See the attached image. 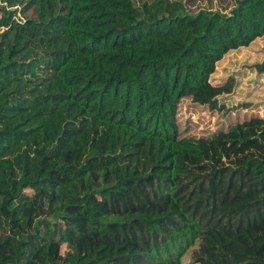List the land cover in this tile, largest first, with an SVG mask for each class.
I'll return each mask as SVG.
<instances>
[{
	"label": "trees",
	"instance_id": "1",
	"mask_svg": "<svg viewBox=\"0 0 264 264\" xmlns=\"http://www.w3.org/2000/svg\"><path fill=\"white\" fill-rule=\"evenodd\" d=\"M263 36L264 0H0V264H264V158L194 172L177 121Z\"/></svg>",
	"mask_w": 264,
	"mask_h": 264
},
{
	"label": "rangeland",
	"instance_id": "2",
	"mask_svg": "<svg viewBox=\"0 0 264 264\" xmlns=\"http://www.w3.org/2000/svg\"><path fill=\"white\" fill-rule=\"evenodd\" d=\"M191 11L211 8L227 12L234 0H183ZM22 19H39L43 14L40 8L32 7L22 11ZM18 15V18H20ZM264 61V36L256 39L248 47L233 50L217 63L213 74L214 82H221L233 76L236 85L231 94L219 97L221 110H210L207 106L191 101L189 97L180 100L177 121L182 136L199 138L206 150L203 158L190 160L194 172L212 171L222 164H240L248 157L264 158V73L257 79L256 64ZM248 76L237 83L241 72ZM262 82V83H260ZM248 107H237L241 102ZM234 130V131H233ZM216 139V141L213 139ZM42 228L39 229L41 234ZM65 246H62V251ZM189 249L182 258V264L194 263Z\"/></svg>",
	"mask_w": 264,
	"mask_h": 264
},
{
	"label": "built area",
	"instance_id": "3",
	"mask_svg": "<svg viewBox=\"0 0 264 264\" xmlns=\"http://www.w3.org/2000/svg\"><path fill=\"white\" fill-rule=\"evenodd\" d=\"M17 6H14V8H16ZM19 12L17 13V17H15L16 19H18V21H23V19L21 18V16L19 15L20 18H18Z\"/></svg>",
	"mask_w": 264,
	"mask_h": 264
}]
</instances>
